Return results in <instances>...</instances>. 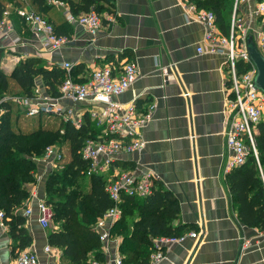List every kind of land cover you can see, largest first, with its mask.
I'll return each mask as SVG.
<instances>
[{
	"label": "crops",
	"instance_id": "crops-1",
	"mask_svg": "<svg viewBox=\"0 0 264 264\" xmlns=\"http://www.w3.org/2000/svg\"><path fill=\"white\" fill-rule=\"evenodd\" d=\"M254 1L238 8L249 26L254 25ZM188 3V0H99L103 7L99 16L104 22L91 34L84 26L66 19L70 12L68 5L48 0L51 8L45 15L57 32L66 36V43L57 51L46 52L22 24L23 30L14 27L13 32V36L20 38L19 43L1 41L0 46L14 52L3 57L1 66L10 72L25 57L39 58L48 69L66 71L62 64L70 63L72 77L83 81L96 67L109 65L116 69L126 61H134L138 68L136 81L114 100L120 103L135 100L142 110L150 103L154 105L142 129L146 143L142 150L119 155L108 173L150 172L157 184L177 199L179 213L172 225L181 227L185 238L171 243L163 242L162 237L154 238L156 249L164 253L157 264H264V229L240 220L226 178L232 169L224 170L229 155L224 144L227 124L222 112L227 83L225 55L205 50V28L188 19L185 11ZM199 47L203 51L199 52ZM163 67L167 68L166 74L162 73ZM34 90L48 93L40 76L35 79ZM63 103L72 106L75 114L91 126L89 111L97 108L95 103L70 100ZM53 118L60 121L59 117ZM67 154L64 165L69 161V150ZM34 161L36 183L30 187V197L15 210L25 217L24 227L31 237V244L24 250L34 252L38 264H71L64 250L48 241L49 233L59 226L52 225L51 219L47 227L39 221L37 204L45 203V182L55 170L50 171L48 165L36 158ZM258 169L264 174L261 166ZM90 183L89 177L81 182L84 193L90 189ZM48 208L52 214V208ZM26 209L31 210L29 215L25 214ZM116 222L109 237L103 241L98 238V247L89 249L85 264L91 260L115 264L117 258L123 261L122 247L132 249V227L124 229L122 223ZM189 232H195L196 237ZM244 243L247 245L243 248ZM14 244L7 224L0 219V264H15L18 250Z\"/></svg>",
	"mask_w": 264,
	"mask_h": 264
},
{
	"label": "built area",
	"instance_id": "built-area-1",
	"mask_svg": "<svg viewBox=\"0 0 264 264\" xmlns=\"http://www.w3.org/2000/svg\"><path fill=\"white\" fill-rule=\"evenodd\" d=\"M55 2L63 4L57 0ZM248 2L250 0L233 1L227 34L219 31L212 12L196 9L190 2L185 7L188 19L203 24L205 28V50L225 55L227 83L222 112L227 124L223 134L224 144L229 153L224 163L225 171L244 164L251 153L260 166L255 143V127L264 119V93L254 87L256 70L245 49V38L252 32L258 49L262 54L264 53V0L254 1L253 26L246 24L238 11L241 4ZM15 12L21 17L33 39L46 52L57 51L66 43V36L57 35L53 25L42 15L19 7L15 9ZM66 19L84 26L91 34H95L102 25L100 16L93 10L78 15L68 12ZM13 32L11 14L5 8L0 16V38L11 37ZM19 42L20 38L17 35L13 36L12 43ZM198 51H203L202 47H199ZM239 61L249 64L248 68L244 67L240 70L237 65ZM62 67L66 69V74L59 85V95L34 90L32 95H4L0 102H9L17 106L20 112L28 117H59L61 122H69L76 129L86 127L92 130L88 131L90 136L85 138L80 148V155L88 163L87 176L98 175L105 179L104 190L112 201V206L96 220L93 226L99 240L103 241L109 237L111 226L120 219L121 204L124 199L132 196L145 197L152 191L154 177L150 172L136 175L128 171L113 174H109L108 171L122 153L144 148L146 141L142 136V129L149 121L154 105L150 103L146 109L142 110L135 100L129 103L114 100L115 96L130 89L136 81L138 68L134 61H126L116 69L109 65L96 67L83 81H77L72 77L70 63H63ZM161 70L162 73H167V68L163 67ZM63 100L95 103L97 108L89 111L93 124L88 126L84 123L80 116L75 114L72 106H66ZM2 111L0 106V112ZM60 133H64L63 129H60ZM39 161L48 165L50 171L60 170L65 164V154L59 145L49 144L39 157ZM260 176L264 185V174L261 169ZM37 206L41 214L40 224L47 227L51 211L44 202H38ZM30 212V209L25 210L27 215ZM2 217L3 213L0 211V219ZM189 235L196 237L195 232H189ZM184 238L185 234H181L176 237H162V240L165 243H171L181 242ZM246 245L247 243H244L243 248ZM46 251H49V248ZM163 258L164 253L156 249L150 254L149 264H157ZM114 263L122 264V260L117 258ZM15 264H38L37 255L28 250H21L15 258ZM90 264L106 263L91 260Z\"/></svg>",
	"mask_w": 264,
	"mask_h": 264
},
{
	"label": "trees",
	"instance_id": "trees-1",
	"mask_svg": "<svg viewBox=\"0 0 264 264\" xmlns=\"http://www.w3.org/2000/svg\"><path fill=\"white\" fill-rule=\"evenodd\" d=\"M29 1L34 9L41 11L42 16L53 25L55 33L61 36L53 22L45 15L51 8L48 0ZM57 1L68 5L73 15L91 10L99 15L103 8L99 0ZM188 1L194 4L196 9L212 12L219 31L222 34L228 33L233 0ZM4 10L5 3L0 0V16ZM15 16L23 24L16 12ZM2 53L0 49V100L4 96L3 93L9 89L10 79L15 82L22 94L32 95L38 76L41 77L48 93L59 95V85L65 77V70L56 67L48 69L41 65L39 58L25 57L20 58L7 73L1 66ZM237 65L240 70L249 66L241 61ZM10 104L0 102L3 109L0 112V211L3 213L2 220L7 224L9 234L15 242L13 247L19 253L31 244V237L24 227L25 217L15 210L23 206L30 197V187L36 183V164L33 156L41 153L35 157L39 158L47 146L45 144L47 140L35 137L50 134L52 131L51 134L56 136V139L69 143V161L59 172H50L45 182L46 191L56 192L60 196L59 199L47 201L48 204L45 202L52 208L50 219L59 222V229L49 233L48 241L62 248L71 264H85L89 249L98 247V237L91 224L112 206V201L104 190L105 179L98 175L87 176L88 163L80 155V148L85 138L90 136L88 131L91 129L85 127L76 129L69 122H63L61 128L63 134L59 128L55 131L42 127L17 129L16 117L12 116ZM137 106L140 107L141 104ZM255 143L259 164L264 170V119L256 125ZM258 166L251 153L245 163L233 168L226 178L240 220L248 226L264 229V187ZM85 177H89L91 183L90 189L82 196L80 191L83 189L80 187ZM58 184H62L61 187H58ZM158 184L154 179L150 194L145 197H126L121 204L122 215L117 222L122 223L124 229L132 227L130 238L133 241L132 249L122 247L124 254L122 264H149L150 254L156 250L154 238L176 237L182 233L181 227L172 225L179 213L178 201L169 190ZM70 185L71 188L66 191ZM79 198L86 206L78 203ZM76 206L81 212V221L76 215ZM135 216L138 217L136 220ZM118 228L119 225L116 229Z\"/></svg>",
	"mask_w": 264,
	"mask_h": 264
},
{
	"label": "rangeland",
	"instance_id": "rangeland-1",
	"mask_svg": "<svg viewBox=\"0 0 264 264\" xmlns=\"http://www.w3.org/2000/svg\"><path fill=\"white\" fill-rule=\"evenodd\" d=\"M3 1L5 3V8H7L10 11L11 17H12V19L14 21L15 30L16 29H18L19 31L23 30V28H21L22 27L21 21L15 16V9L16 8H18V7L19 8H25L27 10L34 11L35 13L43 15V13L41 11L34 9V7L31 5L29 0H3ZM258 1H260V0H258ZM231 8H233V7L231 6ZM231 13H232V10H231ZM257 19L259 21L258 17H257ZM12 38H13V36L8 37V38H0V44H1V41L7 40V39L10 40V42H12ZM0 49H2V51H3L2 59H3V57H6L8 55H13L14 54V52L9 47L0 46ZM2 59H1V61H2ZM1 64H2V62H1ZM6 72L8 73V71H6ZM9 83H10L9 84V89H8L7 92L3 93V95L12 96V95H16V94L21 93L20 90L17 88L15 82L12 79L9 80ZM10 105H11L12 116L14 118L16 117L15 128H17V129L29 130V129H32V128L36 129V127H42V128H49V129L52 128L53 131H55L56 128L61 129L63 127V122L58 121V119H56V118H53L51 116H48V117L47 116L28 117V116H25L24 114H22L20 112V109L17 108V106L12 105V104H10ZM51 133H52V131H51ZM51 133L50 134H45V135H41L40 134V135H38L35 138L36 139L47 140V142L45 143L47 145H49V144H57V145H59L61 147L62 151L64 152L65 160L67 161V159H68V154H67L68 148L67 147H69V143L68 142H64V141H62V140H60L58 138L56 139V136H53ZM40 154H38V155L34 154V156L32 155L33 159H35V157L39 156ZM36 160L38 162L39 158H36ZM58 185H59L58 187H61L62 184H58ZM71 185H73V184H71ZM71 185L66 188V191H68L71 188ZM83 193H84V191H80V194L82 196L84 195ZM59 198H60V196L58 194H56V192L52 193L50 190L46 191V188H45L44 201L46 203H47V201H52V199L55 200V199H59ZM83 201H86V200H83ZM78 203L82 204L81 206H86L85 204H83L81 202L80 198H79V202ZM80 210H81V208H80ZM76 215L78 216V214H76ZM78 220H79V218H78ZM51 224L59 226V222L58 221H52ZM93 225H94V223L91 224V226H93Z\"/></svg>",
	"mask_w": 264,
	"mask_h": 264
},
{
	"label": "water",
	"instance_id": "water-1",
	"mask_svg": "<svg viewBox=\"0 0 264 264\" xmlns=\"http://www.w3.org/2000/svg\"><path fill=\"white\" fill-rule=\"evenodd\" d=\"M245 49L255 67L254 87L264 93V55L258 49L252 32L245 38Z\"/></svg>",
	"mask_w": 264,
	"mask_h": 264
}]
</instances>
